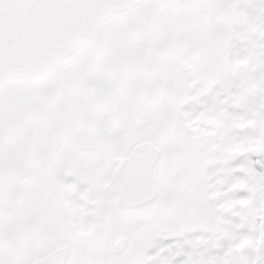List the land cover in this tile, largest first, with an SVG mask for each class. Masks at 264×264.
Returning a JSON list of instances; mask_svg holds the SVG:
<instances>
[{"label":"snow or ice","instance_id":"6c2138e0","mask_svg":"<svg viewBox=\"0 0 264 264\" xmlns=\"http://www.w3.org/2000/svg\"><path fill=\"white\" fill-rule=\"evenodd\" d=\"M0 264H264V0H0Z\"/></svg>","mask_w":264,"mask_h":264}]
</instances>
